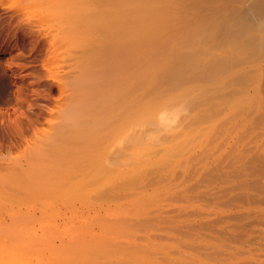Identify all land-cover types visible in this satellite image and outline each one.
<instances>
[{
    "label": "bare ground",
    "instance_id": "obj_1",
    "mask_svg": "<svg viewBox=\"0 0 264 264\" xmlns=\"http://www.w3.org/2000/svg\"><path fill=\"white\" fill-rule=\"evenodd\" d=\"M1 7L45 83L0 118V264H264V0Z\"/></svg>",
    "mask_w": 264,
    "mask_h": 264
},
{
    "label": "rangeland",
    "instance_id": "obj_2",
    "mask_svg": "<svg viewBox=\"0 0 264 264\" xmlns=\"http://www.w3.org/2000/svg\"><path fill=\"white\" fill-rule=\"evenodd\" d=\"M3 2L0 0V118L22 107L30 81L40 87L45 83L32 77L42 67V40L19 26L12 10L3 11ZM31 99L37 101L34 96ZM4 137L5 133L0 134V141Z\"/></svg>",
    "mask_w": 264,
    "mask_h": 264
}]
</instances>
